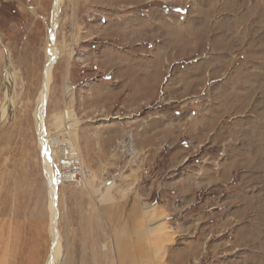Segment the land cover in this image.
<instances>
[{
	"label": "rangeland",
	"instance_id": "1",
	"mask_svg": "<svg viewBox=\"0 0 264 264\" xmlns=\"http://www.w3.org/2000/svg\"><path fill=\"white\" fill-rule=\"evenodd\" d=\"M2 1L0 264H46L36 107L55 0ZM60 11L45 130H61L68 111L91 178L57 186L55 264H264V0H63ZM100 82L104 97L140 99L119 116L159 136L134 134L129 153L113 137L103 165L83 136L122 118L84 117ZM128 239L136 250L122 249Z\"/></svg>",
	"mask_w": 264,
	"mask_h": 264
},
{
	"label": "crops",
	"instance_id": "2",
	"mask_svg": "<svg viewBox=\"0 0 264 264\" xmlns=\"http://www.w3.org/2000/svg\"><path fill=\"white\" fill-rule=\"evenodd\" d=\"M6 4L7 3H5V1L0 0V7H3L4 11H6V9H5L7 7ZM4 17L6 19L8 18L9 20H11L10 16H8V17L4 16ZM108 55L112 57L111 59H109L110 61H112V65L116 64V67L118 69L119 68V61H120L119 56H116L115 54H110V53ZM152 65L154 66V62L152 63ZM148 68H151V66H149ZM148 68H146L145 70H148V72H150L152 70V68L151 69H148ZM113 69H114V67H113ZM135 70H136V67H133L132 68V72H134L133 74H138L137 71L135 72ZM108 71H110V70H108ZM153 71H154V69H153ZM138 72H141V71L139 70ZM147 80L151 81V80H153V78L151 77V79L148 78ZM96 85H100V86L94 85L91 88V90L93 92V94L91 95L92 99H86L85 101H83L84 104L81 105V108H83V111L85 113L84 117L89 118V116H91V115L92 116L93 115H99L102 117L105 115H108V116L113 115V117H117V119L122 118L121 120L119 119L116 122H113L114 124H112L111 126L107 125L105 123H100L97 125L98 128H96V130H93V131L90 130V131H88V133L85 132L86 135L83 136V139H87V141H85V142L91 143V141H93L96 144L95 147L97 148V150H96L97 154H99L101 156V162H100L101 165H103L102 160L104 159L105 156H107L106 145L108 146L111 142V139L115 136H118V135H121V136L122 135H124V136L131 135V136H133L135 134V136L139 137V138H146L147 137L148 139H151L154 137V135H155V137L157 136V138H159V136L157 135V133H158L157 129L153 130L150 126L148 128L145 126H141L138 128L136 124L134 125L136 120L132 119L131 120L132 123H131L130 120L123 121L124 115H121L122 117L119 116L121 113V110H118V109L123 108V107L128 108L131 106L139 105L138 102L140 103V99H125V97H123L124 95H120V97H122V99H120V98L118 99V97H119V94L117 93L118 89L116 90L117 94L111 95L109 97H104L103 94H101V91H102V88L104 87L105 84L103 82L102 83L100 82L99 84H96ZM101 86H102V88H100ZM115 107L117 110L116 109L113 110ZM103 119H104V117H103ZM84 121H86V120L84 119ZM115 127H117V129H115L114 132H111V131H113V129ZM85 130H87V128ZM98 135H99V137H96ZM178 141H179V139L177 140V143H178ZM178 153H175V154L178 155ZM138 217H139V213L137 212L136 216L133 219L138 218ZM135 245H136L135 242H132L130 239H128V240L123 242L122 249L124 248L125 250H127V249L128 250L129 249H135L136 250L137 246H135ZM137 249L139 250L141 248L138 247ZM24 264H39L38 257L33 262L28 258H26V259L24 258Z\"/></svg>",
	"mask_w": 264,
	"mask_h": 264
},
{
	"label": "built area",
	"instance_id": "3",
	"mask_svg": "<svg viewBox=\"0 0 264 264\" xmlns=\"http://www.w3.org/2000/svg\"><path fill=\"white\" fill-rule=\"evenodd\" d=\"M65 119L66 124L56 133L50 134L45 130L43 136L45 151L43 154L42 150V162L43 156H46L50 162L49 167L54 173L57 186L70 184L75 188H83L91 178V170L84 164L79 149L72 139V123L67 110H65ZM117 145L121 151L126 153H129L130 149L135 147L131 135L118 139ZM44 174L47 179L45 170Z\"/></svg>",
	"mask_w": 264,
	"mask_h": 264
},
{
	"label": "bare ground",
	"instance_id": "4",
	"mask_svg": "<svg viewBox=\"0 0 264 264\" xmlns=\"http://www.w3.org/2000/svg\"><path fill=\"white\" fill-rule=\"evenodd\" d=\"M63 3V0H55L53 4V11H52V18L51 23L49 25V34H48V60L46 63V69H45V75H44V84L43 88L40 91L38 101H37V107H36V117L38 120V126L39 131L41 135L42 145H43V154L45 151L44 146V134H45V107L46 102L48 100V94H49V87L52 79V69L54 67V64L56 63L57 58L60 55V50L56 44L55 38L57 36V25H58V18L60 14L61 5ZM46 140V139H45ZM44 157V162L47 167V171L49 173L48 178L50 181V184L48 185V197H49V208L51 211V217H50V233L52 237V245H51V251L48 256V260L46 264H55L56 261L59 259L61 255V234L59 230V209H58V190L57 185L55 182V177L52 169L49 167L50 162ZM148 228V227H147ZM16 243V242H15Z\"/></svg>",
	"mask_w": 264,
	"mask_h": 264
},
{
	"label": "trees",
	"instance_id": "5",
	"mask_svg": "<svg viewBox=\"0 0 264 264\" xmlns=\"http://www.w3.org/2000/svg\"><path fill=\"white\" fill-rule=\"evenodd\" d=\"M2 8V10H3V7H0V9Z\"/></svg>",
	"mask_w": 264,
	"mask_h": 264
}]
</instances>
